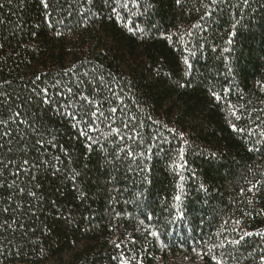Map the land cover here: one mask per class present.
Listing matches in <instances>:
<instances>
[{
    "label": "trees",
    "instance_id": "obj_1",
    "mask_svg": "<svg viewBox=\"0 0 264 264\" xmlns=\"http://www.w3.org/2000/svg\"><path fill=\"white\" fill-rule=\"evenodd\" d=\"M48 3L0 0V264H264V0ZM33 88L60 104L83 93L108 116L87 160L67 117L27 102ZM117 144L150 157L146 180L135 164L101 167V146ZM44 160L87 163L88 198Z\"/></svg>",
    "mask_w": 264,
    "mask_h": 264
},
{
    "label": "snow or ice",
    "instance_id": "obj_2",
    "mask_svg": "<svg viewBox=\"0 0 264 264\" xmlns=\"http://www.w3.org/2000/svg\"><path fill=\"white\" fill-rule=\"evenodd\" d=\"M180 0H177V3H179ZM212 4H216L217 0H211ZM244 4H248L249 0H243ZM41 3L43 4L44 8L47 9L49 7V3L48 0H41ZM89 3H92V0H89ZM108 3V0H105V4ZM2 6V5H0ZM112 11H115V8L112 9ZM207 15V13H206ZM193 27H196V25H193ZM185 64H188V61L185 60L184 61ZM188 72H185V75H188ZM10 83L9 81H4L3 84H8ZM3 84H0V88L3 87ZM188 86L186 84H179V87H185ZM262 90H264V86H262ZM68 92L72 93L73 89L72 88H68ZM48 89H36L33 88L32 90V94H30L27 97V102L35 105V104H45V105H49V107L53 108L54 111H56L58 114L62 115L63 117H67L70 120V127L73 129L77 130V137H83L84 140L87 142L86 144V150L84 152V158L85 160H87L88 155H89V150H94L95 146L99 143L98 139H96L92 133L97 131L96 129V121L99 119V117L104 116L106 119L108 118V116H106L103 112H99L98 109H94L91 106L86 107L85 105H91L94 104V101L90 100L89 96L84 95L83 93H80V95L82 96V100L77 102V103H69L68 101H65L63 104H60L59 101L57 100H53L50 96H48ZM214 98L216 99H220V97L216 94L213 93L212 94ZM8 104V100H7V95L4 91L0 90V107H2L3 105ZM62 110V111H61ZM9 111H11V107H9ZM117 112L116 108H111L109 110V113H115ZM21 115V113L18 112H13L12 116L9 117V120H12L13 122H16L15 118L19 117ZM233 116H236L237 119H239L240 117L236 115V112L233 111L232 113ZM134 118V117H133ZM8 122L4 119H0V127L6 125ZM19 123H29V121L27 120H23V121H19ZM234 129L236 128V125L233 124L231 125ZM124 128H128V124H124L123 125ZM32 131L33 133L39 137L36 140V144H47L50 145L53 148H59L61 150H63L65 152V155L68 157L69 159V163L74 164L75 160L73 159L74 153H70L67 151V149L64 148L63 145H60L57 141H56V137L53 135L51 140H44L43 136L44 133L40 132L39 128L36 127L35 125H32ZM120 129L116 128V127H112L110 129V133L106 132L104 134L105 136V145H108L110 143H114L115 142V136H113L112 134H116L119 135L120 133ZM239 131H244V129H239ZM8 135V131L7 129H5V131L3 133H0V137L3 136H7ZM261 135H264V133H261ZM121 141L125 140L124 136H120L119 137ZM7 143H11V141H7ZM185 143H187V141H185ZM4 144L0 143V148H3ZM9 151H11V149L9 148ZM100 151L102 153H104V158L101 164V167H103L105 169L106 172L109 171V169H111L112 171H116L118 169V167L122 164H127L128 170L132 171L134 170L132 168V164H135L137 166V168H139V171L143 177V179H147V172L149 171L148 169V165H147V160L150 159V157H148L147 159H144V157L146 156L145 153H136L130 146H121L119 144L116 145L115 149L109 148V147H105V146H101ZM183 148H181L180 153H181V159H183ZM212 156H216V153H211ZM139 157V158H138ZM50 160H56L59 161L61 164H63V161L60 159L59 156H55V157H50ZM24 164H27L28 161L25 160L23 162ZM43 164L49 165L50 168L54 169L53 171V175H57L58 173L61 172H66L67 175L65 176V178L67 180H69L72 183V186L76 189L78 195L76 196L77 199L83 201L86 200L88 198L87 193L85 192L84 188L82 186L79 185V181L80 178L82 176L85 175V173L88 171V165L87 163H84L81 166V169H77L76 167H72L69 169H61L60 167H57L56 164H51L49 162V160H44L42 161ZM6 167V165H0V168ZM36 167H40V165H37ZM177 167H183L182 164L177 165ZM115 179L114 176H112L111 174H109L108 177V182H112ZM181 179H183V176H181ZM36 187H39V185H36ZM201 188H203V185H201ZM21 191H24V189H20ZM251 191V189H249ZM28 195L32 196L33 198H36V194L34 192L29 191L27 193ZM175 199L177 201H179L181 199L180 195H177L175 197ZM111 202V201H110ZM55 203V202H53ZM4 211H7V209H4ZM71 217H69L66 220V223H70L71 222ZM236 224H240V221L237 220ZM151 236L155 237L157 236V232L153 231L149 233ZM252 235V233L250 232H245L244 233V237L246 236H250ZM241 240L243 239V237L240 238ZM240 241L239 240H233L231 241L232 244H238ZM121 245L120 244H116V247L119 248ZM113 259H115V257H113ZM213 259H215V257H213ZM261 261L264 262V256L261 257ZM121 264H129V261L126 259H121ZM217 264H222L221 261H217Z\"/></svg>",
    "mask_w": 264,
    "mask_h": 264
}]
</instances>
